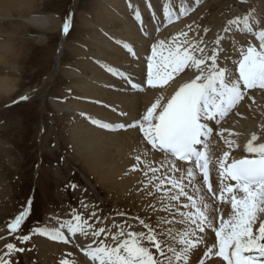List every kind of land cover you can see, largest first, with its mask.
<instances>
[{
	"label": "bare ground",
	"instance_id": "obj_1",
	"mask_svg": "<svg viewBox=\"0 0 264 264\" xmlns=\"http://www.w3.org/2000/svg\"><path fill=\"white\" fill-rule=\"evenodd\" d=\"M27 1L0 0V94L7 91V76L14 74L18 69L17 64L22 58L23 45L19 38L23 36L27 25L49 31L60 26L57 18L51 14H33L30 10L31 2ZM200 1L94 0L93 8L78 16L83 26L80 39L67 41L68 34L63 32L64 24L62 25L61 44L55 54L56 69L60 67L65 50H68L73 58L60 67L68 84L60 90L61 96L51 99V104L65 120L63 131L78 161L86 167L98 185L106 188L116 197L122 196L127 199L132 208L138 212L139 217H142L141 219L151 218L146 217V212L150 215L155 213L157 219L172 217L167 212L153 211L149 207L155 205L156 209H161L162 205L157 200L159 193L147 194L155 190L152 185H148V177L144 175L145 164L159 168L163 155L146 145L138 126L133 128L128 126L138 121L158 98L163 97L160 102L162 107L180 85L199 74L194 69H185L163 87L148 86L147 58L152 55V45L161 40L167 43L177 37L181 42L187 40L189 44H199L204 48L205 53L210 55L215 47L214 41L219 35L223 37L220 46L224 52L220 54L218 63L220 66L227 63L229 67H234L232 61L239 59L238 49L241 46L247 47L249 42L259 47V41L254 35L240 32L227 22L247 16L254 30L264 29V0H252L249 4H241L237 8L229 7L228 1L208 0L192 12L196 3L199 4ZM217 5L218 10L211 12L208 22L202 24L203 30L197 31V22L200 23L203 19L205 10L214 9L213 7ZM166 6L171 13L170 16L165 14ZM182 8L187 9L186 13L181 12ZM225 27H230L232 30L225 33L223 31ZM181 33H186V36L179 35ZM41 41H44L43 36H39L37 43ZM9 54L16 59V65L8 63ZM225 56L230 59L225 61ZM137 84L141 87H133ZM159 110L160 108L157 109ZM94 120L99 123H94ZM102 124H109L112 127H103ZM121 124L124 125L123 128L118 126ZM262 125H264V90L259 88L247 90L244 99L219 124L210 122L214 132L208 142L213 157L210 167L214 190L218 192L215 159L224 151H228L224 140L233 139L241 147L242 142L250 139L251 134L255 132L259 136L257 142H264ZM221 129L238 135L229 137L228 131H225L221 138L217 134ZM137 156L141 158L139 162L136 160ZM238 156H242L239 154V149L232 150L229 162L231 158ZM178 166L183 169L189 165L180 163ZM164 171L165 169L161 168L157 175H162ZM148 176H151V173H148ZM197 183H202L200 176L197 177ZM188 191L191 193V189ZM182 201L186 202L185 198H182ZM79 203L81 206L87 205V213L95 223L94 229L103 227L110 230L95 238L97 243L104 240L106 244L114 246L111 235L120 230V225H125V231H147L139 224L138 219H121L118 214L105 216L99 214L94 210L96 206L92 208L84 196ZM217 207L226 219L231 210L230 205L223 204ZM92 213H95V216ZM68 214L69 216L63 218L54 214L48 215L44 217V223L36 226L35 229L60 228L62 223L72 220L73 211ZM14 218L13 216V220ZM11 221L0 224V257L13 264L6 255L8 249L5 246L12 243L8 236L14 233L7 227ZM216 222L219 223L218 220ZM151 223H154L152 225L154 228L157 227L155 220ZM114 224L117 227H113ZM127 225L132 227L129 229ZM169 226L163 225L165 228ZM60 230L64 232L68 242L53 240L41 232L30 233L33 236L31 242L40 255L42 264H61L64 259L74 261L75 264H93L85 254V250L89 244H93L94 238L91 236L85 238L79 233L73 236L66 227ZM159 230L157 228V231ZM206 232L205 243L210 246L215 242V234L210 230ZM95 246L96 244H93V247ZM155 251L153 249L154 253ZM204 251H206L205 245H199L193 251L189 264H199L201 259L204 260V264H223L218 257L205 258Z\"/></svg>",
	"mask_w": 264,
	"mask_h": 264
},
{
	"label": "snow or ice",
	"instance_id": "obj_2",
	"mask_svg": "<svg viewBox=\"0 0 264 264\" xmlns=\"http://www.w3.org/2000/svg\"><path fill=\"white\" fill-rule=\"evenodd\" d=\"M186 11L181 9L182 13ZM165 14L171 15L167 6ZM227 24L254 35L259 41V47L249 42L247 47L238 49L239 59L232 61L234 67L218 63L224 52L220 46L223 37L219 35L210 55L199 44H189L187 40L181 42L174 37L167 43L161 40L153 44L152 55L147 58V85L152 88L167 85L185 69L199 73L180 85L162 107L161 96L138 121L129 125L138 126L151 149L163 155L159 168L145 164L144 175L148 177V185L155 190L147 194L159 193L157 200L162 205L161 209H156L155 205L149 207L153 211L167 212L172 218L159 217L154 228L137 217L147 231H125V225H120V230L111 235L114 246L104 240L97 243L95 238L110 230L94 229L75 210L72 220L62 223L60 228H36V232L68 242L60 230L66 227L73 236L79 233L85 238L93 237L96 246L89 244L85 250L93 264H189L193 251L201 244L205 245L203 255L207 259L215 256L223 264H264V142H257L258 134L253 132L245 143V155L233 157L230 162L231 151L240 145L233 139H225L228 151L215 159L218 192L210 180L213 161L208 143L213 134L210 122L219 124L244 99L247 90H264V29L254 30L247 16L229 20ZM69 27L70 18L63 25L65 34ZM231 30L230 27L223 29L225 33ZM179 35L186 36V33ZM228 59L225 56V61ZM133 87L139 88L140 85ZM27 98L20 97L21 100ZM102 126L112 127L109 124ZM118 126L124 127L123 124ZM261 129L264 131V125ZM225 131L228 130L221 129L217 134L223 138ZM234 135L238 134L228 131L229 137ZM136 160L139 162L140 156ZM182 162L189 166L181 169L178 165ZM161 168L165 169L164 173L157 175ZM198 176H202V183H197ZM223 204L230 205L231 209L226 219L217 207ZM28 215L29 208L25 207L7 227L15 233ZM163 225L170 226L165 228ZM175 225L180 227H173ZM113 227L117 226L114 224ZM131 227L127 225V228ZM206 230L215 234V242L210 246L205 243ZM29 238L27 235L18 237L23 241ZM5 246L8 249L6 255L24 250L17 249L12 243ZM0 264H10V261L0 257ZM61 264L75 262L64 259ZM199 264H204V260L201 259Z\"/></svg>",
	"mask_w": 264,
	"mask_h": 264
},
{
	"label": "rangeland",
	"instance_id": "obj_3",
	"mask_svg": "<svg viewBox=\"0 0 264 264\" xmlns=\"http://www.w3.org/2000/svg\"><path fill=\"white\" fill-rule=\"evenodd\" d=\"M28 1L31 2L33 14H51L57 18L60 26L49 31L27 25L19 38L23 45L18 69L7 76V91L0 94V224L13 220V216L25 207L29 208V215L21 228L8 236L17 249H24L8 255L13 264H42L30 233L35 231L36 226H41L48 215L63 218L75 210L95 226L84 205L79 203L82 196L104 216L118 214L121 219L142 218L127 199L116 197L98 185L78 161L63 131L65 120L51 104V99L61 96L60 90L68 84L60 67L73 58L65 50L60 67L56 69L55 54L61 44L62 25L70 18L67 41L80 39L83 26L78 16L93 8L94 0ZM206 1L196 3L192 12ZM222 1H228L229 7L237 8L252 0ZM213 8L205 10L203 19L197 22V31L203 30L202 24L208 22L211 12L218 10V5ZM39 36H43L44 41L37 43ZM8 63L16 65V59L10 54ZM22 96L28 98L21 100ZM28 201H31L30 205ZM145 215L151 217H143L147 223L157 221L155 213L150 215L146 212ZM104 221L105 218V224ZM24 235L29 236L30 240L18 239Z\"/></svg>",
	"mask_w": 264,
	"mask_h": 264
}]
</instances>
